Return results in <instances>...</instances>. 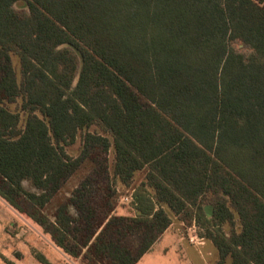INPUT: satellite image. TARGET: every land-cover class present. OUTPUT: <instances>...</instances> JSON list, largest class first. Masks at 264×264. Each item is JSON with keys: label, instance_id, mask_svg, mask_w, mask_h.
Returning a JSON list of instances; mask_svg holds the SVG:
<instances>
[{"label": "trees", "instance_id": "obj_1", "mask_svg": "<svg viewBox=\"0 0 264 264\" xmlns=\"http://www.w3.org/2000/svg\"><path fill=\"white\" fill-rule=\"evenodd\" d=\"M0 196L81 264H136L174 217L264 264V0H0Z\"/></svg>", "mask_w": 264, "mask_h": 264}, {"label": "rangeland", "instance_id": "obj_2", "mask_svg": "<svg viewBox=\"0 0 264 264\" xmlns=\"http://www.w3.org/2000/svg\"><path fill=\"white\" fill-rule=\"evenodd\" d=\"M17 8H23L19 4ZM15 66L18 62L15 59ZM96 131L95 127L90 129ZM81 147V136L67 148V152L76 157ZM109 167L112 172L114 152H109ZM87 169L83 168L73 175L64 185L60 193L49 205L48 212L52 213L58 202L69 196L73 189L79 185ZM144 172L135 176V184L141 182ZM116 206L118 214L133 212L125 196L133 192L119 180L116 181ZM184 243L179 242V235ZM197 228L186 227L178 218L174 217L172 229L165 232L154 247L147 252L136 264H217L218 251L213 243L208 246L207 239L199 240ZM193 238V241L191 240ZM210 247V248H209ZM46 262H43L42 259ZM0 264H81L80 260L72 259L52 241L51 236L37 225L26 214L19 212L0 196Z\"/></svg>", "mask_w": 264, "mask_h": 264}, {"label": "built area", "instance_id": "obj_3", "mask_svg": "<svg viewBox=\"0 0 264 264\" xmlns=\"http://www.w3.org/2000/svg\"><path fill=\"white\" fill-rule=\"evenodd\" d=\"M132 194H133V192H130V194L127 195V196H125L124 199L127 200V201H129V202L131 203V202H132V199H133V195H132ZM192 227H194V228H195V231H196V228H197V227H196L195 225H193ZM195 237H196V238L199 237V238H198L199 240H203V239H204V238H202V237H200V236H197V234L195 235ZM191 240L193 241V238H192Z\"/></svg>", "mask_w": 264, "mask_h": 264}, {"label": "crops", "instance_id": "obj_4", "mask_svg": "<svg viewBox=\"0 0 264 264\" xmlns=\"http://www.w3.org/2000/svg\"><path fill=\"white\" fill-rule=\"evenodd\" d=\"M181 224L184 226L185 224L183 223V222H181ZM170 229H172V226L167 230V231H169ZM166 231V232H167ZM179 235V234H178ZM179 242L182 244V243H184V238L181 236V235H179ZM207 243H208V246L212 243L211 241H209V240H207ZM210 248V247H209ZM202 264H206L205 263V261L203 260L202 261Z\"/></svg>", "mask_w": 264, "mask_h": 264}]
</instances>
